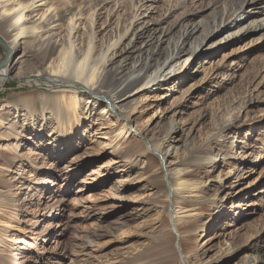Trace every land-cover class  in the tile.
Instances as JSON below:
<instances>
[{
    "label": "bare ground",
    "instance_id": "1",
    "mask_svg": "<svg viewBox=\"0 0 264 264\" xmlns=\"http://www.w3.org/2000/svg\"><path fill=\"white\" fill-rule=\"evenodd\" d=\"M125 1L0 0V39L8 50L7 59L0 66V82L5 83V78L13 75L19 62L17 51L28 43L33 46V56L44 66L33 72L34 77L43 78L49 86L59 84L61 88L42 92L39 97L14 96L0 104V148L13 135L34 146L32 152L39 151L48 157L57 153L54 163L61 165L76 147L60 150V144L73 145L84 119H109L116 126L111 137L114 150L123 144L130 145L131 136L139 139L132 145L141 150L142 177L157 188L146 202L151 201L163 210L162 218L154 224L155 234L140 247H127L125 253L117 255L116 263L110 264H212L199 260L198 251L189 247V240L192 235H198L204 224L224 217V212L211 211L228 207L230 199L233 205L235 182L259 167L264 132L252 135L251 142L246 139L237 145L238 152L230 141L233 133L245 127L240 122V112L244 108L247 116L254 99L241 98L235 107L230 105L221 111L214 129L200 141L191 137L200 118L181 121L177 118L180 107L171 109L166 130L149 138L147 128H133V123L138 122L135 114L140 104L126 108L124 103L141 93L161 91L165 87L171 90L189 80L203 65L199 50L207 41L224 33L233 40L251 32L264 34V0H207L206 3L204 0H127L128 9ZM210 9L213 16L204 18ZM157 106V111L162 113L166 109L159 103ZM204 117L206 113L201 120ZM184 123L190 124L185 135ZM32 132L35 134L30 137ZM17 143L8 144L13 149L10 156L0 157V185L5 184L10 163L16 160L29 174L39 176L42 172L38 158L29 155L24 158ZM182 147L187 149V154L180 159L178 153ZM227 159H232V168L226 173L219 170L212 176L207 166L219 169ZM74 161L72 158L64 169L58 170H65L63 175L56 174L57 170L48 172L54 182L61 180V186L67 190L73 174L80 168ZM28 179L20 196L12 193V185L8 184L6 189L0 186V264H12L13 251L20 252L16 244L20 229L15 224L18 218L15 208L30 196L33 186ZM212 180L216 191L210 193ZM261 198L264 199V194ZM55 199L45 206L48 218L60 216L64 211L65 200L60 196ZM96 235H88L83 246L94 243ZM257 235L242 264H263L264 228ZM39 252L37 249L31 257L43 264L44 254ZM147 257L152 259L148 261ZM65 258L66 255L59 261ZM75 264L95 263L93 259H82Z\"/></svg>",
    "mask_w": 264,
    "mask_h": 264
},
{
    "label": "rangeland",
    "instance_id": "2",
    "mask_svg": "<svg viewBox=\"0 0 264 264\" xmlns=\"http://www.w3.org/2000/svg\"><path fill=\"white\" fill-rule=\"evenodd\" d=\"M206 1L204 0V3ZM123 3L128 9V1ZM213 12V9L208 10L204 18L212 17ZM262 33L251 32L238 40H233L224 33L214 40L205 42L199 50L204 58L203 65L200 64L199 71H195L189 80L171 90L165 87L161 91L141 93L124 103L126 108L140 104L135 114L138 122L133 123V128H147L149 138L158 136L167 128L171 109L180 107L181 113L177 118L181 121L200 118V122L191 133L195 141H200L214 129L215 121L222 114L221 111L232 105L235 107L240 100L252 97L255 104L250 105L252 108L248 115L246 116L244 108L240 112V122L245 127L230 137V141L235 143L233 147L235 150L237 145H242L246 139L251 142L252 135L264 132ZM224 36V40L220 41L219 39ZM32 49L33 46L27 43L17 51L19 62L14 73L17 72L5 78V83L0 82V104L18 95L32 94V97L34 95L39 97L42 92H55L61 89L59 84L49 86L43 78L34 77L36 74L33 72L44 66L36 55L33 56ZM7 55V47L0 39V66L6 61ZM178 69L180 70L181 66ZM161 92L165 95L158 98ZM158 103L166 108L163 113L162 110L157 111ZM201 113H206L202 120ZM226 116L223 115L224 118ZM189 125L184 123L182 126L184 133L182 130L180 133L187 134ZM115 127V124L104 117L84 119L75 133L73 145L60 144V150L65 147V149L76 147V150L71 151L72 155L67 162L61 165L54 163L53 157H56L57 153H51L48 157V154L37 153L39 151L32 152L35 147L21 141L20 137L10 135V141L4 142L3 149L0 148V157L10 156L13 149L8 144L18 142L17 144H20L18 152L23 153L24 158L28 155L38 158V165L43 167L39 176L29 174L23 171V166H18L19 161L16 160L15 165L10 163L9 174L8 176L5 174L4 177L5 184L0 185L4 189L8 184L12 185V193L18 196L25 190L23 183L28 178L33 186L29 198L15 208L19 215L16 216L18 218L15 219L17 221L15 224L20 229L17 232L19 239L16 243L20 246V252L15 248L14 254H11L15 259L12 264H39L31 257L37 249L39 253L44 254L43 264H75L82 259H93L95 264L116 263L117 255L125 253L127 247H140L143 241L150 239L151 234H155L154 224L162 218L163 210L151 201L146 202L157 188L142 177L144 168L139 161L141 150L132 145L139 139L135 135L131 136L130 145L123 144L122 148L114 150L111 137ZM34 134L30 133V137ZM40 137L43 135L38 138ZM153 154L156 158L159 157L158 154ZM186 154L187 149L182 147L178 157L183 159ZM72 158L75 159L74 162L80 164V168L73 174V182L68 185L67 190L66 186H61L63 184L61 180L54 182L48 172L57 170L56 174L63 175L65 170H58L64 169V165ZM232 166V159H227L221 163L219 169H214L210 165L207 167L211 170L212 176H216L219 170L226 173ZM215 186V180H212L210 193L216 191ZM233 191V205L230 199L228 207L211 211L224 212V217L220 220L216 217L213 224H204L198 235H192L189 240V247L198 251L202 263L242 264L246 260L250 244L264 228V199L261 198L264 194V149L258 169L246 173L243 179L235 182ZM59 196L65 200L64 211L60 216L48 218L45 206L53 203ZM205 216L208 221L209 214ZM34 222H38L37 225ZM44 229L49 231L46 233ZM94 233H98L94 237L95 242L83 246L85 238ZM64 255L66 258L62 262L59 261ZM73 259H76L75 262H72ZM151 259L147 257L148 261ZM262 263L264 264V259Z\"/></svg>",
    "mask_w": 264,
    "mask_h": 264
}]
</instances>
